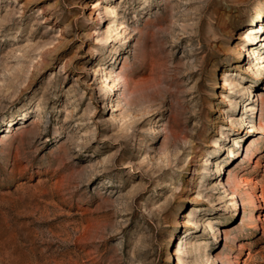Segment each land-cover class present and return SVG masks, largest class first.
I'll return each mask as SVG.
<instances>
[{
  "label": "rangeland",
  "instance_id": "obj_1",
  "mask_svg": "<svg viewBox=\"0 0 264 264\" xmlns=\"http://www.w3.org/2000/svg\"><path fill=\"white\" fill-rule=\"evenodd\" d=\"M0 264H264V0H0Z\"/></svg>",
  "mask_w": 264,
  "mask_h": 264
},
{
  "label": "bare ground",
  "instance_id": "obj_2",
  "mask_svg": "<svg viewBox=\"0 0 264 264\" xmlns=\"http://www.w3.org/2000/svg\"><path fill=\"white\" fill-rule=\"evenodd\" d=\"M252 39H255V37H252Z\"/></svg>",
  "mask_w": 264,
  "mask_h": 264
}]
</instances>
